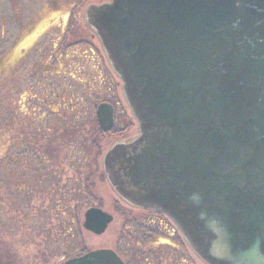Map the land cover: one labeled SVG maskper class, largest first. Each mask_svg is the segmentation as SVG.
<instances>
[{
	"label": "water",
	"instance_id": "water-1",
	"mask_svg": "<svg viewBox=\"0 0 264 264\" xmlns=\"http://www.w3.org/2000/svg\"><path fill=\"white\" fill-rule=\"evenodd\" d=\"M85 20L138 127L103 156L114 193L206 264H264V0H111ZM96 119L109 132L113 107ZM112 221L91 207L82 228ZM63 264L124 263L100 249Z\"/></svg>",
	"mask_w": 264,
	"mask_h": 264
},
{
	"label": "rangeland",
	"instance_id": "rangeland-1",
	"mask_svg": "<svg viewBox=\"0 0 264 264\" xmlns=\"http://www.w3.org/2000/svg\"><path fill=\"white\" fill-rule=\"evenodd\" d=\"M110 1L0 0V264H63L98 249L126 264H204L167 218L122 202L103 174L105 153L138 136L85 20ZM102 103L113 107L106 133ZM91 207L113 217L101 236L82 228Z\"/></svg>",
	"mask_w": 264,
	"mask_h": 264
},
{
	"label": "trees",
	"instance_id": "trees-1",
	"mask_svg": "<svg viewBox=\"0 0 264 264\" xmlns=\"http://www.w3.org/2000/svg\"><path fill=\"white\" fill-rule=\"evenodd\" d=\"M138 224H139V223H136L135 226L138 227V226H139ZM140 226H141V225H140ZM155 231H157V229H155Z\"/></svg>",
	"mask_w": 264,
	"mask_h": 264
},
{
	"label": "flooded vegetation",
	"instance_id": "flooded-vegetation-1",
	"mask_svg": "<svg viewBox=\"0 0 264 264\" xmlns=\"http://www.w3.org/2000/svg\"><path fill=\"white\" fill-rule=\"evenodd\" d=\"M131 142V141H130ZM130 142H128V143H130Z\"/></svg>",
	"mask_w": 264,
	"mask_h": 264
}]
</instances>
